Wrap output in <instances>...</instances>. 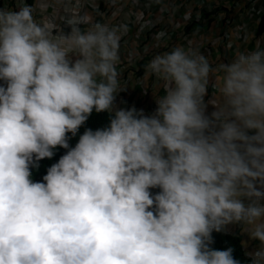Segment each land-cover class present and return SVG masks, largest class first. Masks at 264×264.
<instances>
[{"label":"clouds","instance_id":"9594fccd","mask_svg":"<svg viewBox=\"0 0 264 264\" xmlns=\"http://www.w3.org/2000/svg\"><path fill=\"white\" fill-rule=\"evenodd\" d=\"M18 9L0 8V264H241L211 247L229 224L264 264V48L216 68L191 47L155 56L164 95L146 116L114 104L124 25L82 29L66 8L65 35ZM93 111L109 123L70 147Z\"/></svg>","mask_w":264,"mask_h":264},{"label":"rangeland","instance_id":"374dc122","mask_svg":"<svg viewBox=\"0 0 264 264\" xmlns=\"http://www.w3.org/2000/svg\"><path fill=\"white\" fill-rule=\"evenodd\" d=\"M39 2L45 3L44 11L36 8ZM22 3L33 7L37 23L60 27L68 34L71 28L63 21L53 24L57 15L60 19L66 15V8H72L73 15L88 18L89 23L82 29L96 23L110 28L124 25L126 31L119 42L116 69L120 84L126 88L122 93L125 101L145 85L154 91L153 96L164 95L163 81L145 75V66L155 56L173 48L191 47L205 55L213 68L229 63L239 52L264 48V30H259L264 0H22ZM20 4L21 0L0 1V8L18 11ZM53 34L58 32L53 30ZM213 82L211 77L204 98L206 104L212 92H218L212 87ZM214 110L209 104L206 115L211 116Z\"/></svg>","mask_w":264,"mask_h":264},{"label":"trees","instance_id":"16d2710c","mask_svg":"<svg viewBox=\"0 0 264 264\" xmlns=\"http://www.w3.org/2000/svg\"><path fill=\"white\" fill-rule=\"evenodd\" d=\"M31 1V0H29ZM259 30H264V16L261 19V23L259 26ZM109 123V114L106 112L96 113L93 111V113L89 116L86 123L81 126L79 129L77 135L75 137H72L69 141L70 147H75V144L78 142V138L80 135L84 133L86 129H92L95 131L98 128H103L107 126ZM71 137V133L67 134ZM67 149L57 147L54 149V156L51 159L45 158L41 161H39V168H33L32 171V179L34 182L42 181V177L46 175L47 169L51 167L53 164L58 162L61 156L66 154ZM153 193L159 191V189H153ZM214 243L211 245L213 249L217 250H226L228 248L233 249V256L235 259H238L241 261V264H247V259L245 254V251L243 249L242 243H241V237L238 234H231L227 232L225 229L221 232H213L212 233Z\"/></svg>","mask_w":264,"mask_h":264},{"label":"crops","instance_id":"0c3cea01","mask_svg":"<svg viewBox=\"0 0 264 264\" xmlns=\"http://www.w3.org/2000/svg\"><path fill=\"white\" fill-rule=\"evenodd\" d=\"M0 1L2 3L6 2V0H0ZM41 5H43V7L46 6L45 3L39 2V3H37L36 8L41 9ZM71 13L75 14V12L72 10V8H71ZM59 14H63V12L59 13ZM56 18L58 20L53 22V24H55V23L58 24L59 22H62V19H60L58 15L56 16ZM64 33H65V35H68V33L66 31H64ZM143 81H144V79L142 80V82ZM0 83H2V82H0ZM120 85L122 87H124L123 84H120ZM142 88H143L142 90L141 89H139L138 91L136 90V92L132 95V97L128 101L124 100L126 98L122 94V93H124L125 90L118 92L116 94V98L114 101L116 109L128 110V109H131L132 107H135L137 111L143 110V113L146 116L152 115L157 108V104L153 100L158 99L160 97L159 96H153L152 93H154V91L150 90L146 85L142 86ZM145 91H148L150 93L148 99H146V97H145V95L148 94V92L145 93ZM241 228H242V226L239 224H229L225 227V230L231 234H238L241 237V243L244 242L246 244V247L243 246V249L245 252L257 249L259 247V242L250 239L248 234L246 232H243L241 230Z\"/></svg>","mask_w":264,"mask_h":264}]
</instances>
